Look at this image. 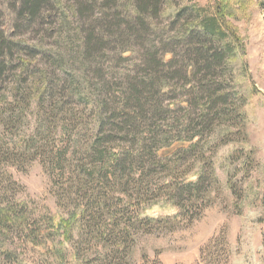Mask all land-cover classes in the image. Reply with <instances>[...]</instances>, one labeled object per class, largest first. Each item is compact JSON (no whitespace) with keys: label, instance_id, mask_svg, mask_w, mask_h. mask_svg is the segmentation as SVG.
I'll return each instance as SVG.
<instances>
[{"label":"rangeland","instance_id":"obj_1","mask_svg":"<svg viewBox=\"0 0 264 264\" xmlns=\"http://www.w3.org/2000/svg\"><path fill=\"white\" fill-rule=\"evenodd\" d=\"M12 1L0 0V13ZM165 3L166 0L162 11L169 4L197 13L211 7L209 0ZM75 6L73 0H48L39 20L31 23L18 20L16 30L13 27L9 31L11 43L20 46L22 53L14 54L8 66L11 68L4 73L0 85V207L21 206L33 222L40 221L36 226L42 219L59 215L68 218L82 209L85 216L79 213L71 236L64 240L61 232L57 233L50 224L44 227L51 236L41 242L26 238L32 227H26L23 233L16 228H0V264H97L107 250L119 245V233L124 230L112 225V214L119 207L130 212L128 215L133 219L136 208L153 219L147 220L149 225L142 226L143 231H131L129 255L126 263L121 260V264H212L214 259L218 264H264V12L254 7L230 20L239 40L231 63L224 60L218 68L199 71L200 74L197 70L193 84L189 85L175 79L176 73L172 74V90L160 100L156 124L164 135L158 136H166V146H170L180 134L182 141L192 146L188 154L180 155L179 150L167 159L164 174L159 169L151 179L152 187L184 182L195 175L204 177L198 195L199 208L185 204L190 207L186 219L198 216L186 226L183 222H170L175 227L171 230L162 218L171 210L170 205L161 203L152 193L138 207H133L128 199L101 181L102 164L93 159L80 164L79 158L93 154L91 148L97 138H108V128L104 124L100 128L99 124L103 115L99 98L110 99L117 93L108 87L102 89V84L107 82L110 87L119 88L127 79L143 83L147 79L143 58L154 51L151 47L160 53L164 42L175 41L184 25L196 21L185 19L172 25L171 17L162 15L154 22L156 35L144 41L135 39L134 48L125 55L115 51L117 46L112 44L106 46V52L94 53L92 58L83 60L80 27L87 28L88 21L98 30L102 19L120 26L121 19L116 16L131 12L133 5L129 0L96 4L88 0L80 14L75 12ZM140 44L149 46L148 52L141 51ZM185 52L181 47L172 51L175 57L171 64L180 63ZM8 62L6 59L4 65ZM198 82L213 83L209 87L218 89L214 96H224L211 107L209 117L199 127L185 120L186 111H193L194 100L188 96L194 94L193 87H198ZM107 90L110 92L106 93ZM180 102L186 105L180 107ZM109 107L119 109L111 103ZM10 108L16 109L13 120H9L6 111ZM165 109L174 111V115ZM177 124L181 127L176 128ZM49 127L51 130L46 134ZM32 133L36 138L30 141ZM39 134L49 137L47 147L42 142L34 145ZM109 139L107 148L112 145L118 153L132 143L130 140L123 143L117 136ZM31 144L43 147L45 153L52 152V157L66 150L63 163L57 166V158L53 165L52 157L31 160L26 154ZM6 151L23 157L18 162L11 160ZM91 196L94 204L88 201ZM90 213L102 215L97 229L87 224ZM103 231L105 238L101 237ZM215 238L226 240L228 253L221 244L208 247Z\"/></svg>","mask_w":264,"mask_h":264},{"label":"trees","instance_id":"obj_2","mask_svg":"<svg viewBox=\"0 0 264 264\" xmlns=\"http://www.w3.org/2000/svg\"><path fill=\"white\" fill-rule=\"evenodd\" d=\"M46 1L48 2V0H13L12 2L6 3V6L8 5L6 10L0 13V85L2 84L4 73L11 68H8V66L11 64L14 54L22 53L20 46L13 45L10 41V38H12L10 37L11 29L15 27L16 30L18 20H26V22L30 23L39 20L42 11L46 8ZM103 1L107 2L109 0H91L94 4ZM110 1L115 2L117 0ZM73 2L76 4L74 8L75 12L80 14L88 0H73ZM129 2L133 5L132 11L129 12L127 10L128 13L124 11V13L116 16L121 19L122 24L120 26H112L111 23H107L105 19H102L98 30L91 27V23L88 21L85 23L87 28L80 27V33L83 34V46L80 55L83 60L92 58L94 53L106 52V46L108 47L112 44L117 46L115 51L118 50L121 56L122 54L125 55L127 50L134 48L135 39L139 38V40L142 39V41H144L156 35V31L154 30L156 24H154V22L162 15L171 17L172 25H174L175 22L179 23L185 19L192 18H194L196 23H187L184 25L180 30V35L175 41L163 43L160 53H158L153 46L151 49L154 51L148 52L149 46L144 47L142 44L139 45L141 51L149 53V55L143 58V66L146 70L144 71V75L145 73L147 74V79H145L143 83L136 84L132 81L129 82L127 79V81L125 80V85L120 86L121 88H112V85L110 87L107 82L102 84V89L108 87L110 90L117 93V96H113L110 99L106 96V98H99L97 93L100 110L103 114L99 124L100 128L103 124L105 128H108L106 131L108 138L104 139L103 136L97 138L91 148L93 154H90L88 158L82 155L79 161L80 164H83L93 159L98 164H102L101 172L104 171V175H101V181H103L106 187L115 190L118 194L120 193V196L122 195L128 199V201L133 204V207H138L141 202L154 193V196L156 195L158 198L157 200H161V203L170 205L171 208L169 209L171 210L166 211L168 212L167 215L162 218L166 221V224L169 225L170 229L174 230L175 227H171L174 222H183L182 224H185L183 226H186L198 216L191 215L189 219H186V214L190 210V207L185 206V204L192 203V208H199L198 202L200 198H198V195L202 192L201 182L204 177L195 175L184 182L162 183L157 189L152 187L151 179L155 178L156 171L159 169L162 170L164 174L163 171L167 159L173 158L179 150H182L179 153L180 155L188 154L192 146L190 142L182 141L180 134L177 135L178 140L170 146H166L168 140H166V136H158L160 133L164 135V132L160 131L161 127L156 124L158 121V110L161 104L160 100L165 97L164 94H166V92L172 90L170 86V80L173 79L172 74L176 73L177 77H175V79L178 81L179 79L185 81L189 85L193 84L192 79L194 75L197 74V70L198 74H200L201 72L199 71L204 72L203 70L210 71L218 68L224 60H229L231 63V60L235 56V50L239 46V40L236 30L230 20L232 18L235 19L237 14L244 15L250 11V8L254 7L264 12V0H209L211 7L205 10L202 9L203 13L193 12L185 8L178 10L172 4L166 7V11H162L164 0H129ZM165 4L167 5V0ZM186 11H189V14L186 13ZM112 37L113 40L110 39ZM106 42L107 45H103ZM172 47H174V49ZM179 47L184 48L186 52L183 57L180 58V63L172 65L171 63L174 61L175 57V54L172 56V51L179 49ZM166 51L170 52L171 55L167 53L164 54ZM6 59L9 62L7 65H4ZM202 82L204 83L205 81L202 80ZM18 83L19 81H16V84ZM198 84V87H195V85L193 87L194 94L190 93V96H188L189 98L192 97L190 100H194L192 103L193 111L188 110L185 113V120L197 124V127L209 117L211 107L218 100L224 99V96H214V93H216L218 89L214 91L215 88L212 90V88L209 87L213 83L202 85V83L198 82ZM126 91L129 92L128 95ZM109 92V90L106 91V93ZM14 99L16 102L18 101L17 96H15ZM109 100L114 108L118 106L119 109L117 107V109L109 107ZM187 103L189 104V102ZM179 105L183 107L186 103L180 102ZM165 110L167 111L168 109ZM180 110H183V108H180ZM6 111L10 114L8 117L9 120H13L16 109L10 108ZM112 111H116L117 114H114ZM166 111H164V113ZM169 112V115H174L173 113H175L174 111ZM159 116L161 115L159 114ZM180 127L181 125H176V128ZM138 129H140L141 132L137 131ZM50 130L49 127L46 134H49ZM112 136H117L118 140L123 143H127L128 140H130L132 142L131 145L128 146L130 148L127 149L128 147H126L124 148L125 150L119 153L113 151L112 145L108 149L106 145L110 140L109 138ZM37 137L38 142L34 145H38L42 142L45 147L48 146L46 141L49 137L47 135L39 134ZM35 138L34 133H32L29 140L32 141ZM160 145L163 146L158 148ZM134 150L138 151L132 152ZM10 152L11 151H6V154L11 160H16L18 162L21 160L19 158L23 157L22 154ZM45 152L46 150L43 147L35 148L32 144L26 148V154L31 160L41 157H46L49 160L53 153ZM66 152L67 151L64 150L57 155L55 154L56 156L52 157L51 163L54 165L58 158L59 161L57 166H60V162L63 163ZM79 169H81V167H77V170ZM162 191L165 192L162 194ZM96 195H99V193ZM96 195L94 196L95 199ZM162 195L166 197L160 199ZM88 201L89 203L95 202L92 196L89 197ZM84 211V209L79 211L83 217L85 216ZM79 213L70 214L68 218L59 215L48 219H42V223L36 226L40 221L33 222L30 215H28L21 206L17 209L13 205H6L5 207H0V228H16V230L18 229L19 232L23 233L26 227H32L33 229L26 238L41 242L45 237L51 236L49 231L44 227V225L50 224L57 233L61 232L62 240H64L71 236L73 225L79 221ZM132 213L136 215V219L130 217L128 215L130 212H125V209L120 207L112 214L114 217L112 223L113 227L116 229L122 228L124 231H120L119 233L121 237V239L118 240L119 245H113L112 249L107 250L103 259L98 261L97 264H121V260L126 263V259L129 255V240L132 241L129 237L131 231H143L142 226L149 225L147 220H153L149 219V216L144 215L138 208L134 209ZM101 216L102 215L96 213H90L87 224L90 223L93 229H97V225L101 221ZM186 220L187 223H185ZM115 222H121V225H117ZM34 230L37 232H34ZM105 233L106 231H103L101 237L105 238ZM61 244L62 249H65L64 241H62ZM213 244H221L223 250L228 253V244L224 238L213 239L208 244V247ZM6 255L11 256L9 253ZM153 264H156V262ZM212 264H218L216 259L212 261Z\"/></svg>","mask_w":264,"mask_h":264}]
</instances>
